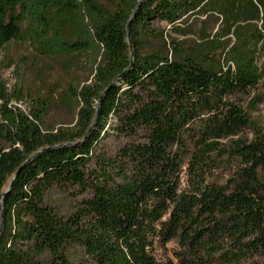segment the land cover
Instances as JSON below:
<instances>
[{
  "label": "trees",
  "instance_id": "16d2710c",
  "mask_svg": "<svg viewBox=\"0 0 264 264\" xmlns=\"http://www.w3.org/2000/svg\"><path fill=\"white\" fill-rule=\"evenodd\" d=\"M17 39L92 63L63 92L67 128L43 127V100L11 104L22 91L0 77V264H259L264 131L239 96L264 77V0H0V51ZM108 128L143 140L97 154ZM52 185L91 195L57 215Z\"/></svg>",
  "mask_w": 264,
  "mask_h": 264
},
{
  "label": "rangeland",
  "instance_id": "374dc122",
  "mask_svg": "<svg viewBox=\"0 0 264 264\" xmlns=\"http://www.w3.org/2000/svg\"><path fill=\"white\" fill-rule=\"evenodd\" d=\"M151 24L153 27L163 30L165 37H167L170 29L166 23L152 21ZM153 44L155 41L152 42ZM257 62L264 71V50L258 54ZM91 63L92 57L86 53L74 57L44 54L35 48L29 39H17L9 41L0 51V77L5 81L9 91L14 86H19L22 91V100L11 101V104L27 112L33 106V102L43 100L45 102L42 115L43 127L46 129L67 128L73 126L76 110L62 101L63 92L70 81L83 82L91 76ZM239 101L246 106L256 102L254 108L247 106V109L251 121L264 131V77L255 90L248 94H241ZM143 133V131H139L133 137H125L116 135L109 129V132L103 134L96 144L95 152L114 156L127 143L142 141ZM246 133L250 136L251 130H247ZM181 159L180 188H183L186 178L184 171L189 155L184 152ZM224 178L222 170H217L210 177V179L218 182H222ZM90 195V188L78 192L75 188L57 185H52L43 192L44 203L57 215H66L73 211L80 200ZM175 247L176 243L171 242L166 249L157 248L155 251L156 258L162 261L173 259L171 249ZM68 255L70 259H76L81 254L77 248H71ZM256 260L259 264H264V255Z\"/></svg>",
  "mask_w": 264,
  "mask_h": 264
}]
</instances>
